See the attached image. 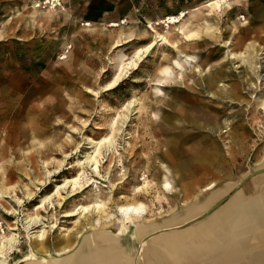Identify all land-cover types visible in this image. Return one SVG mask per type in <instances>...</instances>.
<instances>
[{
    "label": "rangeland",
    "instance_id": "374dc122",
    "mask_svg": "<svg viewBox=\"0 0 264 264\" xmlns=\"http://www.w3.org/2000/svg\"><path fill=\"white\" fill-rule=\"evenodd\" d=\"M211 1L0 0V85L16 68L22 76L31 72L36 87L56 79L60 83L53 110L34 120L39 134L30 149H8L5 143L13 140L0 135V163H6L0 164V236L17 234V256L29 252L30 239L41 230L25 228L24 219L36 213L47 219L50 238H60L91 222L90 217L78 222L77 216H62L66 211L89 204L98 194L106 201L105 212L116 213L115 203L132 199L135 188L145 184L137 198L147 206L144 220L155 222L201 199L205 191L200 187L212 181V188L231 185L264 169V0L205 5ZM179 15L178 22H168ZM129 33L132 39L125 41ZM159 34L169 42L156 41ZM152 42L136 67H129L135 53ZM121 63V80L105 90ZM17 102L16 93L0 95V115L4 109L14 114ZM207 124L211 131L203 133ZM231 125L244 132L220 138V129ZM204 135L217 144L202 152L194 146ZM103 137L111 143L99 145V173L86 167L81 176V182H95L65 198L61 208H36L56 184L78 174L77 161L93 149L89 140ZM211 150L221 158L212 159ZM42 163L61 170L45 180ZM206 166L207 174L201 171ZM197 167L201 178L192 182L189 176ZM165 174L175 178L172 189L163 192L157 186ZM61 196L65 193L55 200ZM175 203L178 207L171 210ZM102 214L100 221L108 223ZM52 223L57 226L50 230ZM58 246L67 244L61 240Z\"/></svg>",
    "mask_w": 264,
    "mask_h": 264
},
{
    "label": "bare ground",
    "instance_id": "6f19581e",
    "mask_svg": "<svg viewBox=\"0 0 264 264\" xmlns=\"http://www.w3.org/2000/svg\"><path fill=\"white\" fill-rule=\"evenodd\" d=\"M221 3L228 5L227 0H215L208 2L205 5L213 8L216 5L221 7ZM180 15L182 16V13ZM180 15L169 16L168 22H178ZM186 35L188 36V34ZM156 41L164 43L168 40L165 35L159 34ZM156 41L154 43H156ZM154 43L152 42L149 44L144 50H142V52L138 51L136 53L137 58L127 63L129 64V67H136V63L140 60V56L148 52ZM225 43H227V41ZM187 57L191 59L192 56ZM123 64L125 63L118 65L112 83L107 84L105 89L111 88L109 85H112V87L115 86L121 80L124 72ZM163 120L165 122L167 121L165 116L163 117ZM115 131L116 129L114 128L113 132ZM223 132H227L226 135H223L224 138L232 137V130L230 128L221 131V133ZM106 140L111 143L110 139L107 137H103L97 141L90 139L89 143L93 144L92 152L86 154L83 161H77L76 164L82 167L78 174L71 178H64L61 184H56L55 189L51 193H48L40 199V204H38L36 208H44L41 209L43 211H47L46 208H61L65 198L76 196L91 183L95 182V179H90L85 183L81 182V176L85 175L86 167H89L94 173H99L98 163L100 161L97 156L100 153L99 145H105L104 143ZM201 141L202 139H199L197 142L200 143ZM79 147L80 146L78 145L75 150L79 151ZM261 160L262 165H264V157ZM45 165V163H42L43 177L45 180L49 177L51 178V176L59 173L61 170L59 168L50 170L45 168ZM252 178L256 188L255 194L245 196L240 191L236 192L232 197L213 211L211 215L202 221H199L196 225L174 232L162 233L161 235L148 239L145 243L144 241L143 243L141 242L142 244L140 251H138L139 254L137 255L136 264H179L180 260H183V250L186 251V256L191 257V264H203L201 259L209 260L211 264H215L214 262L216 260L220 261L221 264L235 263L236 258L238 257L237 255L243 251V246H241L242 239L244 238L243 232L250 228L252 224L263 223L264 221V174H254ZM43 182L36 181L35 184H42ZM144 182H146V178H144ZM173 182L174 179L169 176V174H165L161 179L159 178V186H157V189L163 192H165V190H171L174 186L172 185ZM32 184H34L33 180ZM214 184L215 182L212 181L210 184L199 189L200 191H205L201 199H198L197 201L192 200L189 203L187 202L184 207H179V210L163 219L162 223L166 226L165 229L174 228L171 224L175 221L185 222L194 216L196 217L197 214L203 212V210L222 196V194L229 188L228 182L223 186L212 188ZM144 186L145 184L135 188V191L133 192L135 196L132 199H125L123 202L118 201L115 203L116 213L105 212L104 206L106 201L100 199L98 194L95 195V199L89 202V204H78L76 207L66 211L62 216H77L78 222H81V218L89 219L90 217L89 220H91V222L88 223L90 225L84 226L79 232L74 234L66 232L60 238H50V235L46 233L45 227H47V225L44 221L47 219L41 214L36 213L32 216L26 217L24 219L26 223L25 228L28 229L32 225L41 226V230L36 231L37 235L34 237L35 239H30L29 252L24 253L21 256L16 255L17 250L13 248V244L17 241L16 233L14 234L11 232L7 236H0V264H8L10 262L16 263L24 260H30L33 264H44L49 263L50 258L61 254L66 255L67 264H121V254L119 249L116 248L117 250H114L112 247L117 241L119 231L124 233L130 228H133L138 235H142L146 229H148L151 234L156 230L154 222L144 220L147 206L146 204H143L142 200L137 198L139 195L138 193L141 192ZM61 193H65V197L61 196L59 200L56 201L55 198L59 197ZM186 195L188 194L186 193L181 199L187 198ZM16 200L20 203L18 199ZM177 207L178 205L175 203L171 210ZM100 213L105 214L106 222L108 223L100 221L98 216ZM116 216L119 217L114 220ZM56 226V223H52L49 224L48 227L51 230ZM94 230L97 231V240L104 242L103 245H96L93 237ZM189 236H192L191 238H202L198 242L196 241V246H194L201 247L199 253H189L186 244H182ZM204 239H208V242H205ZM61 240L65 242L67 246L60 248L58 244ZM37 249L46 251L41 252ZM194 258L197 260V263L193 260ZM50 263H52V261Z\"/></svg>",
    "mask_w": 264,
    "mask_h": 264
},
{
    "label": "crops",
    "instance_id": "0c3cea01",
    "mask_svg": "<svg viewBox=\"0 0 264 264\" xmlns=\"http://www.w3.org/2000/svg\"><path fill=\"white\" fill-rule=\"evenodd\" d=\"M118 24L119 23H117V22H111L110 23L111 26H118ZM130 36H132L131 33L126 34L124 36L125 41L131 40L132 38H130ZM125 41H123V42H125ZM115 43H116L115 45L120 44L119 40H116ZM2 82H3V84L0 85V95L4 96V93H5L6 97H7V96H10V93L13 92V93H16V96L18 98V102L15 104V107H14V110H15L14 114H10V113L6 112L4 109V110H2L3 112L0 115V120L2 121L0 123L1 139L3 140L4 138L7 137V140H13V141H11L10 144L8 142L5 143L4 141H6V140H4L2 142V144L5 143L6 145L4 147H6V148L9 147L8 149H12L16 152L28 150L31 148V145H29V144H32L33 140L35 141V139H33V136H36L37 134H39L38 128L36 126V122H34V120L37 121V119H42V117L46 116L47 112H49L50 110H53L54 106L56 105V101H55L56 96L55 95H58L57 84H60L59 79H56L55 81L45 82L42 86L36 87V83L34 81V78H33V75L31 74V72H25V75L22 76V74H20L16 68L15 74L12 76L10 75V78L7 80V83L4 81H2ZM114 87L115 86H113L111 88H114ZM28 88H30V90H31L30 91L31 96L28 100L29 102L25 103V94L27 95L26 90ZM111 88H108V90ZM105 90H107V89H105ZM35 100H37V101L34 102ZM187 101L192 102V101H194V99L190 98V99H187ZM181 108H182V106H179L178 109L181 110ZM184 114L185 113H183L182 116ZM165 117L168 121L169 117L167 115H165ZM201 128H202V126L199 127V130H201ZM211 128L212 127L207 124L202 128L201 131L203 133H205L207 131H211ZM229 128L232 130V137L238 136L241 134V132H244L243 128L240 129L239 126H236V125H231V126H229ZM219 133H220V138L224 139L223 135H225V134L221 133V131H219ZM204 136L199 138V139H202V141L200 142L201 144L197 142V144L194 146L197 150H201V151L202 150H209V148L216 146L217 139H212L208 135H204ZM232 137H230V138H232ZM24 142H26V143L28 142L27 146H25V145L21 146V144H23ZM191 145H193V144H191ZM174 149H172V150L174 151ZM210 152L213 155L212 159H220L221 158V155L218 152H215L214 150L213 151L211 150ZM0 156H2L1 150H0ZM0 164H2V166L6 165V163H0ZM11 165L14 166L13 163ZM15 166H19V165L17 164ZM189 169L191 170V167ZM205 169H206V171L201 170V168L199 169L197 167V170L194 171V174L189 176L190 179H192V182H195L196 180L198 181V179L201 178V173L199 172V170H201L202 173L206 172L205 174H207L208 173V167L206 166ZM210 173H211V171H210ZM258 173L264 174V169H262V171H258L255 174H258ZM170 176L173 179L175 178V176H173L172 174H170ZM195 176L196 177L199 176V178L195 179L194 178ZM253 176H254V174H252L248 178H244L243 180L238 181L235 184L229 185V188L226 190V192L223 193L222 196H220L217 200H215L214 201L215 203L214 202L211 203L206 208L207 210L206 209L203 210V212H200L199 214H197L196 217L194 216L185 222L179 221V223L181 222V224L172 226V227H174L172 229H165L166 226H164V224L162 223V220H160V221L155 220L154 224L156 225V227H155L156 230H155V232H152L153 234H151V232H149L148 229H146V231H144L142 235H138L133 228H130L128 231H126L124 233H122V231H119V233L117 235V241L112 247L114 248V250L119 249L120 254H121L120 263L121 264H136L137 263V255L139 254L138 251H140V247H141V244L143 243V241L145 243L148 239H151L152 237H155L157 235H161L162 233L174 232V231H178V230H181L184 228H189V227L196 225V223H198L199 221H202L203 219H205L209 215H211V213H213V211H215L220 205H222L225 201H227L230 197H232V195H234L236 192L240 191L245 196H249V194L250 195L255 194L256 188L254 186V182H253V178H252ZM210 183H208V184H210ZM200 188H202V187H200ZM177 198L178 197H176V199ZM182 200H184V199H182ZM263 219H264V217H263ZM94 234L95 233H93V235ZM243 234H244V238L242 239L243 241L241 242V246H243V251H242V253L237 255L238 257L236 258V262L233 264H264V221H263V223H258V224H254V225L252 224V226L250 228H248L247 230H245L243 232ZM193 236H195V235H193ZM191 237L190 236L187 237V239L182 244H186V247L188 248L189 253H191V252L199 253L201 250V247H194V246H196V241L198 242L202 238H195V237L191 238ZM94 239H95V243L97 246H99V245L101 246L104 244V242L98 241L97 240L98 238L94 237ZM204 241L208 242V239H204ZM261 241H262V243H261ZM129 251H131V252H129ZM183 254H184L183 260H180L179 264H191V262H192L191 257L186 256V251H184V250H183ZM65 256L66 255H64V254L54 256V257L50 258L49 263H44V264H65L66 259H67ZM193 260L195 261V263H197V260L195 258ZM201 260H202L203 264H211V262L209 260L208 261L203 260V259H201ZM51 261H52V263H50ZM214 263L215 264H221V262L217 261V260ZM13 264H33V263L30 260H26V261L24 260V261H20V262H16V263L14 262Z\"/></svg>",
    "mask_w": 264,
    "mask_h": 264
},
{
    "label": "snow or ice",
    "instance_id": "6c2138e0",
    "mask_svg": "<svg viewBox=\"0 0 264 264\" xmlns=\"http://www.w3.org/2000/svg\"><path fill=\"white\" fill-rule=\"evenodd\" d=\"M109 87H112V85H109Z\"/></svg>",
    "mask_w": 264,
    "mask_h": 264
}]
</instances>
